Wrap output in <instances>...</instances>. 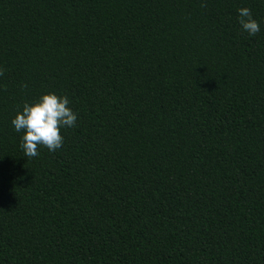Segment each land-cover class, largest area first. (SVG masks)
<instances>
[{
	"label": "trees",
	"instance_id": "obj_1",
	"mask_svg": "<svg viewBox=\"0 0 264 264\" xmlns=\"http://www.w3.org/2000/svg\"><path fill=\"white\" fill-rule=\"evenodd\" d=\"M0 67V264H264V0H0Z\"/></svg>",
	"mask_w": 264,
	"mask_h": 264
},
{
	"label": "clouds",
	"instance_id": "obj_2",
	"mask_svg": "<svg viewBox=\"0 0 264 264\" xmlns=\"http://www.w3.org/2000/svg\"><path fill=\"white\" fill-rule=\"evenodd\" d=\"M238 13L243 31L250 36L260 32V23L248 7L239 8ZM4 72L0 67V76H3ZM22 87L27 88V84ZM69 105L67 95H58L54 91L43 92L37 98L23 103L22 110L16 111L11 124L16 132H23L20 146L24 156H38L41 146L50 152H55L63 146L64 136L61 129L75 127L77 122V114Z\"/></svg>",
	"mask_w": 264,
	"mask_h": 264
}]
</instances>
